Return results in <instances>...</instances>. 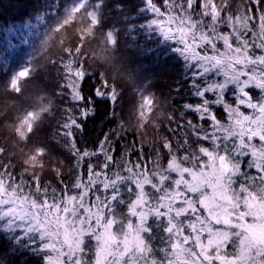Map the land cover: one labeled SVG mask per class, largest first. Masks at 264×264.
<instances>
[{
  "label": "snow or ice",
  "instance_id": "snow-or-ice-1",
  "mask_svg": "<svg viewBox=\"0 0 264 264\" xmlns=\"http://www.w3.org/2000/svg\"><path fill=\"white\" fill-rule=\"evenodd\" d=\"M106 5L107 0L66 3L51 28H82L58 60H49L62 77L52 93L60 115L50 140L72 158L70 181L55 167L57 185L41 183L45 158L57 159L49 144L34 147L18 174L14 154L0 146V249L2 237L18 245L26 236L41 264H264V0H143L137 9L143 23L122 17L125 27L108 28ZM95 32L109 47L119 43L121 32L133 43L138 32L175 42L188 71L183 88L169 96L164 122L148 125L156 139L145 142L141 132L153 97L138 104L142 122L131 130L119 115L122 89L87 70L95 57L85 45ZM33 73L32 63L13 72L6 90L19 95L21 81ZM96 76L99 84L86 91ZM104 104L116 126L89 148L83 143L86 124ZM53 107L50 98L41 110L27 111L13 129L17 138L27 143ZM130 134L136 139L127 140ZM120 205L127 214L118 212ZM157 228L167 235L157 237ZM158 238L167 247L155 248ZM0 264H7L3 256Z\"/></svg>",
  "mask_w": 264,
  "mask_h": 264
},
{
  "label": "trees",
  "instance_id": "trees-1",
  "mask_svg": "<svg viewBox=\"0 0 264 264\" xmlns=\"http://www.w3.org/2000/svg\"><path fill=\"white\" fill-rule=\"evenodd\" d=\"M72 2L74 0H0V142H2L0 146L6 147L10 153L14 154V157L10 159L16 166L15 173L18 174L24 167L21 160L26 159L27 154L34 147L39 144H49L53 156L57 159L45 158L41 183L50 181L54 186L57 185V178L52 169L61 167L65 182L68 183L70 177L66 170L71 167L73 161L66 152L50 140L55 130V121L60 115L55 108L58 101L52 93L56 90L57 84L62 82V77L58 75L59 69L49 64V60H58L63 55L62 47L74 42L77 32L82 28L71 23L68 25V30L62 33L51 31V28L64 15L65 4ZM142 3L143 0H107L106 22L103 27L108 28L113 24L125 27L122 17L130 18L137 24L143 23V19H137L140 16L137 9ZM121 5L123 11L117 7ZM140 11L142 12L143 9L141 8ZM144 18H147L146 13ZM221 31L229 30L221 28ZM138 35V41L133 43L125 39L124 33L121 32L119 43L115 47H109L99 32L93 33L89 37L90 43L85 45V50L95 59L90 60L85 66L89 72L103 73L105 78L110 82L114 81L117 87L122 89V107L119 109V115L123 117L131 130L142 122L137 115L138 104L142 103L145 97H153L152 112L143 121L146 125L145 129H141L142 133L146 132L145 142H147L157 138L156 130L148 125L164 122L171 107L169 96H175L172 90L178 85L183 88L188 69L184 60L174 51L176 46L174 41L165 42L158 34L154 35L150 32H138ZM44 41L47 43L45 44ZM130 44H132L131 47ZM218 47L223 50L222 45L218 44ZM29 63L34 65L33 78L21 81L19 95L8 92L6 80L13 72ZM99 82V76L88 80L86 91L98 85ZM50 98L54 106L53 114L44 113L42 123L34 129L27 143L19 140L13 131L19 120L27 111H39L44 108L49 104ZM190 102L196 101L190 100ZM106 108V104L100 105L98 115L86 124L83 143L89 148L93 147L95 141L107 128L116 126V122L104 114ZM218 115L224 119L222 110L218 111ZM188 118L195 121L194 116ZM163 130L162 128L161 131ZM134 139L136 137L132 134L127 137V140ZM163 151L161 149V152ZM147 152L148 148L145 147V153ZM117 154H119V148H117ZM61 160L63 166L60 164ZM166 161L165 155L164 162ZM246 171L251 174L256 173L255 169H246ZM24 178L28 179V176L25 175ZM146 190L153 191L150 187ZM207 191L211 193V189ZM100 193H103L102 188ZM124 198L128 199L126 192ZM118 212L121 215L127 214L126 205H120ZM132 219L136 221V218ZM154 220V217L150 218L149 223ZM154 232L157 237L167 235L158 228L154 229ZM2 239L5 241V247L0 249V256L7 260V264H41L38 252L26 236L18 245L7 244V241L12 239L11 236H4ZM95 243L94 240L90 241L89 247L94 249ZM154 247H167V244L158 238L154 241ZM88 255L91 256V252ZM157 255L162 256L161 253Z\"/></svg>",
  "mask_w": 264,
  "mask_h": 264
},
{
  "label": "rangeland",
  "instance_id": "rangeland-1",
  "mask_svg": "<svg viewBox=\"0 0 264 264\" xmlns=\"http://www.w3.org/2000/svg\"><path fill=\"white\" fill-rule=\"evenodd\" d=\"M135 222V221H134Z\"/></svg>",
  "mask_w": 264,
  "mask_h": 264
}]
</instances>
